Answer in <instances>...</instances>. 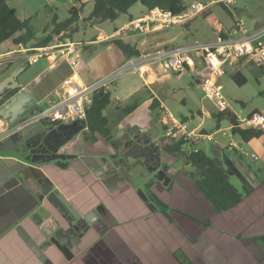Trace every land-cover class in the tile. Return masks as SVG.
<instances>
[{"label":"crops","instance_id":"obj_1","mask_svg":"<svg viewBox=\"0 0 264 264\" xmlns=\"http://www.w3.org/2000/svg\"><path fill=\"white\" fill-rule=\"evenodd\" d=\"M89 1L93 0H75L73 6L79 9L81 7L85 8V4ZM193 2H195V0L191 3ZM189 5L186 6L188 7ZM209 8L208 5L205 13L203 12L198 15L207 17L210 12ZM231 9L232 7L228 9L231 23H222L224 25L223 31H219L218 24L213 26V29L215 30L214 39L201 40L190 36V24L198 15L185 23L170 26L155 23L150 31L128 32L120 37L119 40L124 44L132 45L140 52L138 56H133L131 58H128L119 46L112 41H108L107 37H111L121 27L146 15L150 10H147L145 7L139 9L137 14L128 12L127 17H122L113 31L103 29L90 40L82 41L84 46L78 54L79 68L76 74L79 80L86 84H91L110 75L118 74L119 71L129 67L131 61H134L139 65L137 70L126 71L118 75L120 76L125 73H130L127 78L122 80L125 84L127 82L131 83V85L129 84L131 90L127 93L125 101L118 99L119 101L116 105L117 112L112 120H110L108 115L105 114L109 120L108 127L111 130L116 127L117 129L132 127L133 130L146 132L152 141L158 143V136L153 132V127L156 125L152 122L154 121V113L157 115V112L152 110L150 105L153 98H157L160 107L163 110L168 111L163 102H161V99L154 89V85L164 82L168 77L166 70L169 69L165 68L162 63L153 61L149 57L167 48L186 47L195 62L196 71H201L204 67V63L201 51H198L195 48V45L214 42L221 37L222 33H226L227 37L241 36L240 32L235 33L233 31V25L234 20L238 18L235 15V11L238 14L242 9ZM79 15L80 19L86 17H84L81 12H79ZM120 17L121 15L118 19ZM86 25L92 26L94 24L91 25L90 23H87ZM246 27L249 30L262 28L264 27V19L255 21L251 26L246 25ZM47 33H49V31L43 33V35ZM74 40L79 41L76 39ZM13 43L14 42L9 39L3 42L0 45V48L6 45L10 47ZM20 60L21 62L23 60L25 64H29L24 57H21ZM38 62L39 61L36 63ZM45 64V67L35 70V73L31 72L33 74L31 80L28 81V84L27 82L24 83L20 80L19 82L21 87L29 86L31 88V94L35 96L38 101H44L46 104V97L52 94L61 82L72 74V69L68 62L64 60H58L55 63H51L45 59ZM243 64L251 63L242 61L239 69L242 68ZM21 65L12 69L18 70L23 68L19 77L22 72L26 71L24 66ZM189 72L195 73L193 70H189ZM194 77H196L195 74ZM197 82L199 83V80ZM106 89L110 90V87ZM134 102H138L139 104L132 112L128 114L122 112L125 106L133 104ZM111 104L112 100H110V104L107 108H109ZM163 110H161L162 115L164 112ZM254 111L255 110H252L248 114ZM198 112L200 115H211L207 110L203 112L198 110ZM259 112L264 114L262 111ZM235 115L247 116L236 113ZM181 119L185 120L184 118ZM159 123L164 135L165 126H163L164 123L162 121V116L160 117ZM5 127L6 123L0 120V128L4 129ZM231 127L232 124L229 123L228 130L230 133ZM200 130L207 132L200 125L191 128L190 132L195 133ZM218 130L221 131V128L219 127ZM223 134L227 135L225 131ZM240 139L242 138L240 137ZM164 140H161V142L164 143ZM243 142L245 144L241 147L244 150V157L250 159L253 164L244 162L241 158L243 155L241 154L238 155L239 158L232 161L234 167L240 171V176H244L254 187V190L251 194L246 196L240 204L228 211L216 213L207 200L204 199L195 182L189 177L190 173L186 172V174L182 175L184 186L182 185L177 192L180 193V196H183L182 198L184 199L188 198L190 201L199 200L197 203L204 206L205 210H203V214L207 213L204 217L210 222L209 226L206 224L202 225L200 220H190L180 213L175 214L174 222H169L166 219L161 218V216H158L159 219L161 218L159 220L162 223L161 225L153 222L151 218L149 225L151 229L162 235V238L164 239L162 243L153 240L150 244H144V246H142L143 251H141V253H136L135 248L131 246L136 245L132 239H129V241L126 242L122 237L123 240L121 241L124 248H116L114 244L115 237L108 238L105 244L97 247L95 246L89 250V255L87 254L85 257V259H87L88 256V264H119L120 261L123 263L124 261L127 263H135L136 261V263L139 262L141 264H146L144 260L155 262L162 261L164 264H182L179 259L172 256L179 250L186 253L194 264H212L210 263V258L217 259L213 264H264V251L252 238L254 235L264 233V177L260 179L258 177L259 174H257L258 171H261L260 167L264 165V129L263 134L260 137L252 138L248 142ZM230 143L237 144L238 142L230 140L227 145L228 148ZM35 167L37 166L35 165ZM43 172L52 181L59 192L66 196L74 197L78 203L81 202L83 196L90 199V196L92 195V187H88L87 184L82 182L81 178L76 175L75 171L64 170L61 168L58 171V169L53 170L49 169V166H45ZM189 187L193 188L188 189ZM38 190L39 188L37 187L36 182L29 178L23 181L12 182V184H8L7 187H5L4 191L0 192V264H45L30 249L28 244L23 241L16 230L17 221L22 219V217L28 213L30 214V212H36L34 206L39 202ZM126 193L127 200L125 201H127L128 204L124 203L121 207H115L113 205L114 210L119 213H117V216H120L122 219H124L125 216V208L128 211H131L134 208L137 210V207L139 206L138 203H140L133 190H127ZM106 194L108 193L102 187V196L105 197ZM95 202L96 200H94V202L91 201V205H94ZM46 213L47 212L44 211L45 222L51 220V216H48ZM136 215L138 217L140 214L138 213ZM142 216L148 217L146 215ZM142 216L137 219L134 215L132 219H135V221H144L143 219H140ZM201 219L202 221L205 220L203 218ZM23 220L24 222H22V224L25 229L31 233V235L33 234L40 237L36 232L35 226L31 223V220L27 218ZM185 227L189 229L188 232L184 230ZM125 233H127V231L123 227L120 234L123 236ZM127 237H129L128 234ZM211 244L215 245L216 248L211 246ZM121 249H125L126 251H122ZM209 249H211V252L210 255L207 256L206 254L209 251L206 252V250ZM128 250H130V253L132 254L130 261H128V254L125 256V253ZM120 252H123L124 254ZM50 255L52 254L50 253ZM139 256H141L142 259ZM59 261L60 264L65 263L64 260L59 259ZM74 264H79V262Z\"/></svg>","mask_w":264,"mask_h":264},{"label":"flooded vegetation","instance_id":"obj_2","mask_svg":"<svg viewBox=\"0 0 264 264\" xmlns=\"http://www.w3.org/2000/svg\"><path fill=\"white\" fill-rule=\"evenodd\" d=\"M10 64L11 62L7 65L9 66ZM15 70L5 71L1 74L0 80L9 76ZM24 87L6 89L0 96V105L9 100L14 94L22 91ZM33 99V103L24 111L28 123L38 124L37 122L43 119L45 124L43 128L47 127V129L43 130L40 135L35 136L27 129L22 134L24 126L13 130L12 134L18 132L15 138H18L19 135L22 136V145L26 150L28 159L11 155V157L19 159L23 165L20 172L21 177L5 182L0 186V192L4 191L5 187L8 184H12V182L29 178L36 182L39 188V202L34 206L36 212H30V214L28 213L17 221L16 230L18 226H22L31 240L43 246V251L52 264H60L59 259L64 260V264L78 262L79 264H88V256L87 259L85 257L87 254L89 255V250L95 246L105 244L108 238L113 237H115L114 244L116 248H124L121 241L123 237L126 242L132 239L136 245L131 246L135 248L136 253H141L144 244L148 245L153 240L159 243L164 241L161 234L151 229L149 225L151 218L153 222L161 225L162 223L159 221L161 218L174 222L175 214L180 213L190 220H200L202 225L209 223L207 219L202 221L195 213H191L192 209L199 214L203 213V210H205L203 205H199L196 201V203L192 200L190 201L188 198L184 199L177 192L183 185V174L175 171L174 166L168 165L164 161L165 159L167 161L173 160V158L166 156L168 149L165 142L156 143L151 140L146 132L133 130L132 127H123L121 129L116 127L110 130L108 134L102 135L91 130L86 120L74 118L66 120L53 119L47 115H41V111L44 110L41 106V101H38L35 96H33ZM38 110L39 112L35 114ZM0 120L6 124L8 122V120ZM134 137L136 139L130 142ZM138 139H141L143 146L148 147L141 149L137 146L135 141ZM45 166H49V169L53 170L58 169V171L60 168L75 171L82 182L87 184L88 187H92L90 199L83 196L81 202L78 203L74 197H69L59 192L52 181L44 174ZM161 170L165 171L168 178L165 176H163L162 180L156 178L157 174L160 175L159 172ZM125 173L126 175H124ZM146 173L150 175L148 179L141 184L135 183L134 175L143 176ZM42 185L49 191H44ZM102 187L108 193L105 197L102 196ZM144 187L146 188L145 190ZM130 189L134 191L140 203H138L137 210L134 208L128 211L125 208V216L123 215L124 219H122L117 216L119 213L114 210L113 205L121 207L124 203L128 204L125 201L127 200L126 192ZM142 189L145 193H143ZM139 190L142 191L143 195H139ZM51 192L55 193L54 197L49 195ZM59 195H62L68 201L70 208H73L75 212L71 211L69 207L70 210L66 209L57 200L56 196ZM94 200L96 202L91 205V201L94 202ZM181 200L183 203H181ZM161 203L168 204L169 208L167 210L163 209ZM44 211L47 212L48 216H51V220L45 222ZM138 213L140 214L138 217L142 215L148 217L142 216L140 219L144 221H135L132 218L134 215L137 217L136 214ZM38 214L39 216H37ZM158 216H161V218L159 219ZM33 217L37 221L41 219V223L36 224ZM26 218L31 220L40 237L31 235L25 229L22 222ZM123 227L127 233L122 236L120 233ZM184 230L186 232L189 231L187 227ZM56 232L64 233L61 239L65 243L55 237ZM127 234L129 237H127ZM24 242L27 243L26 241ZM28 246L30 247L29 244ZM30 249L36 254V251L31 247ZM121 250L126 251L125 249ZM120 253L124 254L123 252ZM126 255L128 256V261H130L132 255L130 250L125 253ZM172 256L178 259L175 254ZM139 257L142 259L141 256ZM144 261L146 264H164L162 261ZM42 262L49 264L46 261ZM119 264L141 263H136V261L135 263H127L125 261L123 263L120 261Z\"/></svg>","mask_w":264,"mask_h":264},{"label":"rangeland","instance_id":"obj_3","mask_svg":"<svg viewBox=\"0 0 264 264\" xmlns=\"http://www.w3.org/2000/svg\"><path fill=\"white\" fill-rule=\"evenodd\" d=\"M74 1L75 0H11L9 4L11 7L15 8L17 16L20 19H30L29 27L31 28L33 35L37 38H40L44 33V29L48 25H51L54 14L58 15L59 21H62L69 16V10L73 7ZM183 1L186 5H189L194 0ZM195 1L208 4L210 7V12L208 13L207 17L198 15L194 20H192L190 24V36L193 38H199L201 40L214 39L215 30L213 29V26L215 24L217 25L218 22L223 24L231 23L228 10L223 7V4H221L219 0ZM231 7V10H233V8L242 9L238 14L235 11V15L238 18H242L247 26H251L255 21L264 19V0H236ZM231 7H229V9ZM92 8L93 1H89L85 4V8H81L80 12L85 17L92 10ZM143 8L144 6L142 4L137 3L128 12L137 14L139 12L138 10ZM127 15L128 13H123L118 20L105 21L104 23L94 24L92 26L86 25L80 21L79 31L75 33L74 38L81 42L88 41L92 37H95L96 34H98L99 31L103 29L113 31L118 25L120 19H122V17H127ZM48 31H52V26ZM37 38H35L31 43H35ZM7 46L8 45L4 47ZM2 48L3 47H1L0 50H2ZM13 58L11 64L7 67V72L22 64L21 66H24L26 71L21 73L19 79L24 83L27 82V84L28 81L31 80L32 74L36 72L35 70H39L46 65L44 58H41L38 63L32 65L27 63L25 64L23 60L21 62V55H14ZM241 72L247 78L246 84L242 86L237 85L232 80L230 73L223 75L219 79V83L223 87V94L229 101L230 110L240 115H247L252 110L264 112V70L254 64H243ZM166 73L168 74V77L164 80V82L154 85V89L156 90L161 102H163L168 112L172 113L178 119L184 118L187 120L189 130L200 125L208 133L212 134L213 141H202L198 147L202 148L210 157L218 160L224 170L230 169L229 163H232V160L239 158V154L243 155L241 158L244 162L253 164L250 159L244 157V150L241 147L245 144L243 140L240 139L239 135H232L228 130L229 122L223 120L217 123L215 118L212 117V113L217 112V109L214 105V102L205 97L200 86V81L198 83V79L194 77L195 73L186 71L178 74L171 70H166ZM129 74L130 73H125L123 75L117 76L113 82L109 83L112 104L106 109L104 114H107L110 120L114 118V115L117 112L116 105L118 101H125L127 98V93L131 90L129 88L131 83L127 82L125 84L122 80L127 78ZM41 104L43 108L47 106L44 101H41ZM198 110H201L202 112L207 110L211 115H200L198 114ZM160 117L161 116H157L154 113V121H152L156 125L153 127V132L156 134V136H158V143H160L161 140H164V135L159 123ZM219 127L221 128V131L218 130ZM224 131L227 135L223 134ZM230 140L233 142H238L235 144V150L227 147ZM183 149L191 150L192 147L191 145H185L183 146ZM177 157V161L174 163L175 171H178L180 174H186V172L191 174L194 172V168L185 163L182 153H179ZM260 170L261 171H258L257 174H259L258 177L261 179L264 177V165L260 167ZM149 176V173H146L143 176L134 175V181L137 184H141L146 179H148ZM229 180L237 188H242L243 181L238 173L234 171L232 172L230 170ZM192 188L193 187H189L188 189ZM145 189L146 188L144 187V190ZM144 190L142 189L143 193H145ZM197 201L199 200H196V202ZM181 203H183L182 200ZM191 213H195V215L198 217L206 219L204 216H206L207 213L199 214L195 212L194 209H192ZM211 246L216 248L215 245L211 244ZM181 251L182 250H179L178 253ZM207 251L209 252L206 255L209 256L211 249L206 250V252ZM216 260V258H210V263L213 264Z\"/></svg>","mask_w":264,"mask_h":264},{"label":"built area","instance_id":"obj_4","mask_svg":"<svg viewBox=\"0 0 264 264\" xmlns=\"http://www.w3.org/2000/svg\"><path fill=\"white\" fill-rule=\"evenodd\" d=\"M235 1L219 0L228 9ZM207 8L206 3L195 1L189 5L186 12L180 15H172L168 11L157 8L152 9L143 17L118 29L111 37H107V40L120 38L131 31H150L155 23L166 26L185 23L194 16L205 12ZM217 24L219 31H223L224 25L221 22ZM233 31L235 33L240 32L241 36L220 37L211 43L195 45V48L201 51L204 63L201 71H196L195 62L186 47L167 48L149 58L162 63L165 68L178 74L189 70L195 71L196 79L200 81L205 97L214 102L217 111H231L229 101L223 94V87L219 83V78L228 71L239 69L240 61L249 62L259 67L264 66V27L249 30L242 18H236ZM83 46V42L73 40L64 32L55 35L52 42L46 45L34 46V43H13L12 46L3 47L0 50V70L12 61L14 55H21L29 64H34L41 58L47 59L51 63L58 60L68 62L72 74L64 79L52 94L46 97L47 106L40 114L53 119L86 120L87 109L92 103L93 93L102 87L108 88L109 83L113 82L119 74L137 70L139 65L131 61L129 67L119 71L118 74L86 84L80 81L76 74L79 68L78 54ZM163 111L162 121L165 126L164 141L166 144L183 142L184 146L192 145L193 151L197 153L200 150L198 145L201 141L213 140L212 134L201 130L192 133L187 121L176 118L166 110ZM237 122L242 129H264V114L254 111L247 116L237 115ZM229 148L235 150V144L230 143Z\"/></svg>","mask_w":264,"mask_h":264},{"label":"trees","instance_id":"obj_5","mask_svg":"<svg viewBox=\"0 0 264 264\" xmlns=\"http://www.w3.org/2000/svg\"><path fill=\"white\" fill-rule=\"evenodd\" d=\"M10 1L11 0H0V45L9 39L16 44H33L31 42L35 39V36L29 27L30 19H20L17 16L15 8L10 6ZM137 3L142 4L147 10L157 8L162 11H168L172 15H180L187 10V6L183 0H93V8L91 12L83 19H80L79 15L82 7L79 9L73 6L69 10V16L62 21H59L58 15L54 14L51 25H48L44 29V33H46L51 26L52 31L40 38H37L34 46L49 44L54 39V35H57L60 32H64L66 36H69L74 40L75 33L79 31L80 21L84 24L90 23L91 25L105 21H113L118 19L121 14L128 13L130 8ZM223 7L227 9L226 6L223 5ZM221 37L226 38L227 34L222 33ZM108 41H112L114 44L119 46L128 58L138 56L140 54V52L132 45L124 44L119 40V38H112ZM241 62L242 61H240V63ZM261 68L264 70V66ZM228 73H230L232 80L237 85L242 86L246 84L247 78L241 72V69L228 71ZM110 100L111 91L102 87L93 93L92 103L87 109L86 121L88 127L93 131L101 133L102 135L108 134L111 130L108 127V117L104 114V111L110 104ZM138 104V102H134L133 104L127 105L123 108L122 112L128 114L132 112ZM150 108L155 110L157 115L162 116L161 110L163 109L160 107V103L157 98H153ZM212 116L215 118L217 123L223 120L231 123V133L233 135H239L245 142H248L252 138H258L263 134V129L240 128L238 126L237 116L232 111H217L212 113ZM183 144V142L166 144V148L175 155L182 153L185 163L194 168V172L191 173L189 177L195 182L204 199L207 200L216 213H222L232 209L240 204L246 196L253 192L254 187L244 176L241 177L243 181L242 188L239 189L229 180V171L231 169L224 170L218 160L210 157L202 149L195 153L193 151V146L191 145V150H184ZM231 162L234 166L233 161ZM161 205H163V209L165 210L169 208L168 204L161 203ZM204 224L209 225L210 222ZM252 238L264 251V233L254 235ZM175 255L182 264H194V262L183 251L180 253L177 251Z\"/></svg>","mask_w":264,"mask_h":264},{"label":"water","instance_id":"obj_6","mask_svg":"<svg viewBox=\"0 0 264 264\" xmlns=\"http://www.w3.org/2000/svg\"><path fill=\"white\" fill-rule=\"evenodd\" d=\"M8 65H5L1 70H0V76L2 73L7 71ZM23 70V68L18 69L14 72H12L9 76L5 77L4 79L0 80V96L6 89H15L17 87H20L21 84L19 82L18 76L20 72ZM33 96L30 92V87L26 86L23 88L22 91L14 94L12 97L9 98L6 102H4L2 105H0V119L8 120L6 127L4 129L0 128V186H2L5 182L8 180L12 179H19L20 172L22 171L23 165L19 159H16L14 157H11V155L14 156H20L25 159H28V156L26 155V150L24 146L22 145V136L19 135L18 138H15V135L18 134H12L13 130L16 128H21L24 126L22 130V134L24 133V130L27 129L30 131L32 135H40L43 130H46L47 127L43 128L45 125L43 123V119H40L38 121V124H29L28 119L26 117V113L24 112L28 106H30L33 103ZM39 112L36 111L35 114ZM136 139V137L133 138L130 142H133ZM135 144L139 146L141 149L146 148L148 146H143L141 139H138L135 141ZM8 145V146H6ZM26 147V146H25ZM167 157L173 158L171 161H167L166 159L164 160L168 165L174 166V162L177 160V155L171 153V152H166ZM34 161V160H33ZM38 161V160H37ZM230 169L233 172H236L240 175L239 170L233 166L232 163H229ZM78 167V166H77ZM174 168V167H173ZM160 175H156V178L159 180L163 179V176L167 177V174L165 173L164 170H161L159 172ZM162 174V175H161ZM126 175V173L124 174ZM42 189L46 192L49 191V189H46L42 185ZM51 197L55 196L54 192H51L49 194ZM139 195H143L142 191L139 190ZM57 200L61 202L64 207L68 210L71 209V211L75 212L73 208H70L68 201L62 196H56ZM70 209H69V208ZM39 216V214L37 215ZM34 221L36 224L41 223L40 220L37 221L36 218H34ZM17 230L22 237L24 241H26L30 247L36 251L37 256L42 260L46 261L49 264H52L46 257L44 251H43V246L36 244L33 240H31L30 236L28 233L23 229L22 226H18ZM43 230V228H42ZM63 232H56L55 237L61 239ZM61 241L65 243L62 239Z\"/></svg>","mask_w":264,"mask_h":264},{"label":"bare ground","instance_id":"obj_7","mask_svg":"<svg viewBox=\"0 0 264 264\" xmlns=\"http://www.w3.org/2000/svg\"><path fill=\"white\" fill-rule=\"evenodd\" d=\"M77 77V76H76Z\"/></svg>","mask_w":264,"mask_h":264}]
</instances>
